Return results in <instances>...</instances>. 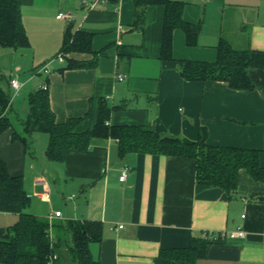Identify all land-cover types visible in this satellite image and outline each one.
<instances>
[{
  "label": "crops",
  "instance_id": "obj_1",
  "mask_svg": "<svg viewBox=\"0 0 264 264\" xmlns=\"http://www.w3.org/2000/svg\"><path fill=\"white\" fill-rule=\"evenodd\" d=\"M181 1L184 19L200 23V33L196 43L189 45L186 32L176 28L173 58L164 59L163 4L149 5L139 28L134 25L135 0H23L31 48L36 39L54 45L38 55L45 62L37 64L36 53L29 59L32 78L46 64L51 67L41 75L43 79L39 77L36 88L48 83L58 121L90 112L81 129L97 121L105 100L113 107L111 124H146L184 141L197 140L205 128L211 144L260 149L264 166V69L250 70L257 86L252 90H237L220 80L191 81L180 72L187 59L215 60L222 39L237 49L264 50V0ZM67 13L71 16L66 19ZM68 26L72 31L92 32L93 51L64 53L61 47ZM57 50L64 60L56 58ZM67 57L85 65L64 68ZM56 59L58 64L53 65ZM11 77L18 78L22 87L12 97L8 115L14 111L21 119L29 111L28 94L33 90L27 86L32 78L21 81L16 72ZM22 128L12 126L0 134V160L11 174L23 176L30 202L36 198L49 208L35 214L61 211L51 219L103 222L102 239L90 244L100 264H170L161 250L188 246L192 237L206 232L214 237L239 227L246 237L213 241L196 264H264V202L249 197L264 193V182L246 170L240 171L236 189L228 193L198 183L192 158L143 152L121 156L113 137H93L89 149L71 150L65 160L36 161L35 141L28 149L22 139L13 138L15 130L24 132ZM49 137L38 131L33 140L47 149ZM125 167L127 175L121 180ZM57 181L59 197L73 202L66 217L61 203L54 202ZM78 189L84 195L76 200ZM42 191H49L50 201L37 194ZM17 220V214L0 211V239Z\"/></svg>",
  "mask_w": 264,
  "mask_h": 264
},
{
  "label": "trees",
  "instance_id": "obj_2",
  "mask_svg": "<svg viewBox=\"0 0 264 264\" xmlns=\"http://www.w3.org/2000/svg\"><path fill=\"white\" fill-rule=\"evenodd\" d=\"M151 4L165 6L162 58H173V33L176 28L186 32L189 45L196 43L201 25L184 19V2L181 0H135L136 27L143 28L145 10ZM22 5L23 0H0V53L3 47L19 49L31 45L22 16ZM92 38V32L72 31L68 26L61 49L64 53L91 52ZM83 65V61L67 57L64 68ZM253 68L264 69V50L237 49L228 40L222 39L215 60L187 59L180 72L187 80H220L237 90H252L257 87L250 74ZM2 78L4 76L0 74ZM10 79L7 89L0 84V134L13 126L8 115L12 105ZM28 108V114L22 120L24 132L15 130L13 138L22 139L28 149H33L34 133H49L47 151L52 160H65L71 150L89 149L93 137H113L118 140L121 156L143 152L192 158L198 183L220 187L228 193L236 189L242 169L264 182L260 149L211 144L205 128L197 140L184 141L162 135L146 124L114 125L109 123L113 107L101 100L97 121L81 129L80 125L89 119L90 112L58 121L51 106L49 89L42 87L28 94ZM249 197L264 202V193H251ZM30 200L23 176L11 174L6 162L0 160V211L18 215V220L7 227L0 239L2 264H100L90 244L103 237L104 225L101 220H52L48 215L27 211ZM214 239L204 235L194 236L188 246L163 249L160 255L167 258L170 264H196L198 259L207 255L208 246L213 241L221 240V237Z\"/></svg>",
  "mask_w": 264,
  "mask_h": 264
},
{
  "label": "rangeland",
  "instance_id": "obj_3",
  "mask_svg": "<svg viewBox=\"0 0 264 264\" xmlns=\"http://www.w3.org/2000/svg\"><path fill=\"white\" fill-rule=\"evenodd\" d=\"M36 40L34 42V43H36L34 45V48H33V46H32V48L30 46L29 48L25 47V48L14 49V48H9V47H3L1 49V53H0V74L3 75L4 78L0 79V84L2 86H4L6 89L9 86L8 83H9V79L11 78V74L12 73L16 72L18 74V76H19L21 81L26 79V78H30L31 77V75H32L31 72L32 71L29 69V66H30V60L29 59H31L32 56L35 55L34 53H36L37 56L38 55L43 56L44 52H46L49 48L54 47L53 44L46 43V42L38 43V42H36ZM38 41H41V40L39 39ZM57 52H58V50L55 51V53H54L55 56H57ZM50 58H52V57H50ZM35 60H36V62H38L37 64H39L41 62H45V61H43L42 58L40 59L39 56L37 58H35ZM55 61L56 62H54L53 65L58 64L57 63L58 60L56 59ZM18 68H22V70L18 72ZM38 72H40V73H38ZM41 75L45 76L43 68H41L40 70H37V74L35 75V77H33V78L31 77L32 79L30 78L31 81L28 83L27 88H29L30 90H33V91L36 90L38 82L41 81L39 79V77L43 79V77ZM27 88H23V90L27 91ZM11 92H12V97H13L15 92L14 91H11ZM27 114H28V111H27ZM9 115L11 117V120L13 122V126L15 128L23 127L22 120L27 116L26 113L23 114L24 116L22 115L21 119H19L17 117V115H15L14 111H12V112L10 111ZM39 134H41V135L43 134L44 135L45 133L40 132ZM34 141H35L34 142V144H35L34 148L37 149L35 151V153L33 154L34 157H35V160L37 161V160L43 159V160H46L48 162L49 161L48 160L49 157L46 155L47 154V149L45 147H42V144H40V142H39V144L37 146L36 145V140H34ZM53 186H54L53 196H54V199H55L54 202L57 201V203H59V204L61 203L60 207L62 208V210H64L63 212H64L65 217H66L67 216L66 214L73 207V202L69 201L68 203H66L62 198L59 197L60 196V190L57 188L59 186V181L55 182L53 184ZM77 191H78L77 192L78 197H77L76 200L79 199L80 195L82 197L84 195V194H81V191H79V189ZM33 202H34V205H33ZM35 210H38V211H41V212H47L49 210V208L46 209V207L41 205V203L36 198H34L32 200V202H30V205L28 206L27 211L33 212ZM33 213H35V212H33ZM41 215L45 216L44 214H41ZM69 236L71 238V234H69Z\"/></svg>",
  "mask_w": 264,
  "mask_h": 264
},
{
  "label": "built area",
  "instance_id": "obj_4",
  "mask_svg": "<svg viewBox=\"0 0 264 264\" xmlns=\"http://www.w3.org/2000/svg\"><path fill=\"white\" fill-rule=\"evenodd\" d=\"M102 1L105 2V0H102ZM70 16H71V14H69V13L64 14V18H66V19L68 17H70ZM57 56H58V57H56L57 59H59L61 61L64 60V54L63 53H59ZM43 69H44V72H46V73L51 71V67H50L49 64H46L45 66H43ZM119 78L121 80H123L124 79V75H119ZM10 85L13 88L14 92H18L20 90V88L22 87L21 82L16 77H11ZM40 87H42L44 89H47V90L49 89V85L46 82L43 85H41ZM127 170H128V167H125V169L123 170V172H122V174L120 176L121 180L125 179V177L127 175ZM37 194L41 197L42 200L50 201V199H51L49 191H42V192H38ZM60 215H61V211H56L55 213L49 214L48 216L50 218H53L55 216H60ZM212 234L213 233H207L206 232L203 235L205 237H208V238H210V237H212V238L222 237L223 238L224 237V238L234 239V238H238V237H241V238L246 237V231L243 228H240V227L235 229V230H231V231H220L214 237L212 236ZM56 257L57 256H54V258H56Z\"/></svg>",
  "mask_w": 264,
  "mask_h": 264
}]
</instances>
